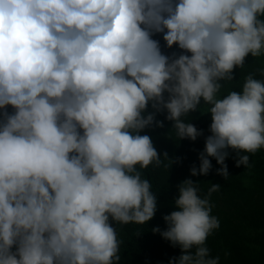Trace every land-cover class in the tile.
Returning a JSON list of instances; mask_svg holds the SVG:
<instances>
[{
  "label": "clouds",
  "instance_id": "obj_1",
  "mask_svg": "<svg viewBox=\"0 0 264 264\" xmlns=\"http://www.w3.org/2000/svg\"><path fill=\"white\" fill-rule=\"evenodd\" d=\"M157 34L180 52L165 54ZM249 54L264 57V0H0V264H121L116 225L157 211L143 170L181 162L140 134L164 127L157 114L176 142H194L204 132L185 118L210 105L192 177L211 157L227 180L229 150L251 167L264 149V67L218 98ZM220 188L177 185V210L152 229L180 249L169 264H220L206 246Z\"/></svg>",
  "mask_w": 264,
  "mask_h": 264
},
{
  "label": "trees",
  "instance_id": "obj_2",
  "mask_svg": "<svg viewBox=\"0 0 264 264\" xmlns=\"http://www.w3.org/2000/svg\"><path fill=\"white\" fill-rule=\"evenodd\" d=\"M256 68L258 67L249 70L235 69L236 80L224 82L218 98H223L228 91H240L243 77ZM207 107L202 104L200 111L189 113L192 124L204 132L194 142L188 139L179 143L175 141L172 122L165 120L166 112L156 116L157 120L164 122L163 128L145 129L140 133L151 137L158 154L163 156L167 152L169 158H180L181 162L174 164L170 171L154 168L152 165L143 170V178L150 181L151 191L158 196L157 211L153 219L144 225H124L120 239L123 242L120 246L121 264H169L172 257H179V247H171L170 242L163 238L159 240L160 236L158 233L154 234L152 229H166L165 222L161 224V215L177 210L174 208V199L179 194L177 185L185 179L199 182L201 196L207 194L211 184L221 185L220 190L211 197L214 205L212 215L218 218L220 224L206 239L211 256L219 255L220 264H264V174L258 179L249 176L251 170L262 166L264 149L254 155L249 154L251 167H236L233 158L235 152L229 150L230 156L225 161L229 169L227 180L216 174V169L220 166L211 157L209 159L213 167L210 173L207 176L192 177L190 168L194 164L199 168L198 155L205 146V137L210 135L208 124L211 123V114H201L207 111ZM148 111H152L150 106Z\"/></svg>",
  "mask_w": 264,
  "mask_h": 264
},
{
  "label": "rangeland",
  "instance_id": "obj_3",
  "mask_svg": "<svg viewBox=\"0 0 264 264\" xmlns=\"http://www.w3.org/2000/svg\"><path fill=\"white\" fill-rule=\"evenodd\" d=\"M154 39H157V40H159L160 41V44H161V49H162V51L165 53V54H167V55H171V53L172 52H177V53H179L180 52V50L174 45L173 46V48L172 49H168L167 47H166V45H165V42L163 41V38H162V34H157V35H155L154 37H153ZM245 63H246V65H245V67L243 68V69H241V70H249V69H254L255 67H264V57H260V58H256L255 60H254V58L249 54V56L248 57H246V59H245ZM237 70V69H236ZM208 107L207 108H209L210 106L209 105H207ZM9 112H11V109L9 108ZM211 118V117H210ZM185 119H189V122L190 123H192V120H191V117L189 116V117H187V118H185ZM200 122H202L201 120H199ZM198 121V122H199ZM210 122V121H209ZM211 124V123H210ZM210 124H208V126H210ZM175 133V132H174ZM204 147L205 146H203L202 147V151L204 150ZM262 152H264V150H262ZM262 161H263V164H262V166H259L258 168H256V169H254V170H251L250 171V175L249 176H254L256 179H258V177H260V176H262L263 174H264V153L262 154ZM229 170V169H228ZM263 177H264V175H263ZM162 216V218H161V224H163L164 223V220H163V216H164V214L163 215H161ZM113 226H115V225H113ZM123 227H124V225H119V224H117L116 225V228H117V232H118V239L120 240L121 239V237L123 236ZM159 235V234H158ZM160 236V235H159ZM162 237L160 236L158 239L160 240Z\"/></svg>",
  "mask_w": 264,
  "mask_h": 264
}]
</instances>
